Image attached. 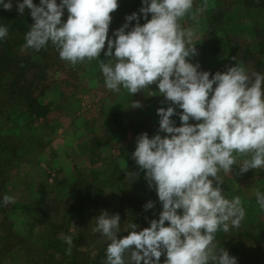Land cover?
<instances>
[{"label": "clouds", "instance_id": "9594fccd", "mask_svg": "<svg viewBox=\"0 0 264 264\" xmlns=\"http://www.w3.org/2000/svg\"><path fill=\"white\" fill-rule=\"evenodd\" d=\"M141 2L139 14L127 15L110 39L118 0H39V6L34 0H16L18 14L27 8L34 21L24 47L39 52L50 42L60 59L75 67L98 60L107 42L109 59L98 60L106 89L125 90L131 97L143 90L152 96L156 93L149 88L155 84L168 102L167 108L157 109L158 133L139 135L131 155L156 191L159 218L140 231L132 223L128 235L118 238L120 215L102 211L91 231L108 242L105 264H161L162 256L163 264H238L217 234L238 229L247 213L240 196L225 193L223 177L235 168L239 174L264 171V73L249 74L236 58L224 72L200 71L199 63L190 62L199 55L196 33L181 21L197 20L204 9L193 11L194 0ZM12 7L13 0H0V9ZM8 34L0 24V42ZM129 107L141 105L131 101ZM255 198L264 212V192L257 190ZM13 202L5 195L0 205ZM143 207L147 212L155 204L148 201ZM64 242L71 249L72 235H65Z\"/></svg>", "mask_w": 264, "mask_h": 264}, {"label": "rangeland", "instance_id": "374dc122", "mask_svg": "<svg viewBox=\"0 0 264 264\" xmlns=\"http://www.w3.org/2000/svg\"><path fill=\"white\" fill-rule=\"evenodd\" d=\"M126 1L134 0H118V7ZM246 1L194 0L193 11H204L197 20L185 17L181 24L196 33L199 55L190 62L199 63L200 71L224 72L235 66L236 58L249 74L259 72L254 68L259 57L253 52L264 43V0ZM34 3L39 6V1ZM117 10L111 13L110 39L123 26L116 19ZM4 13L25 21L29 28L34 24L29 9L18 14L16 0L11 10L0 9V24L8 21ZM67 16L65 9L62 20ZM9 34L0 42V53L11 46V50L28 55L26 47H18L20 36ZM215 35L218 41L223 40L217 54L211 46ZM104 51L107 42L98 57L107 62ZM36 55L34 95L50 111L45 119L32 115L0 91V201L5 195L14 198L13 203L0 205V264L93 263L108 244L91 231L92 221L102 211L120 215L121 232L132 223L137 231L143 230L150 226V220L159 218L155 201L136 199L139 167L131 155L139 135L147 133L151 138L158 133L157 109L167 108L168 102L158 94L155 84L149 88L156 93L152 96L143 90L131 97L125 90L114 93L106 89L102 75L82 72L83 68L94 67L93 60L73 67L60 59L50 42ZM261 62L260 73H264V59ZM85 82L93 85L86 87ZM4 83L0 80V88ZM78 93L81 101H73ZM120 100L129 105L138 102L141 107L125 106L113 121L111 113ZM62 109L71 116L83 112L97 120H68L63 124L59 121ZM172 119H178L176 126H181L178 116ZM129 173L136 178L128 177ZM223 179L228 197L240 196L247 214L240 227L225 234L219 244L238 264H264V212L255 198L257 190L264 192V171L239 174L235 168ZM148 201L155 208L146 212L143 206ZM69 234L73 238L71 249L64 242Z\"/></svg>", "mask_w": 264, "mask_h": 264}, {"label": "trees", "instance_id": "16d2710c", "mask_svg": "<svg viewBox=\"0 0 264 264\" xmlns=\"http://www.w3.org/2000/svg\"><path fill=\"white\" fill-rule=\"evenodd\" d=\"M39 1V0H35ZM127 2V1H126ZM245 2H247L245 0ZM126 5L118 7L116 12V19L122 24L126 22L125 17L132 13H138L139 9L142 7L141 0H134L125 3ZM263 7V6H262ZM264 8V7H263ZM7 22L4 23L8 27L9 35L15 36L18 38V47L25 45V34L29 30V26L23 20H15L14 16L6 15ZM149 19H151V14H149ZM135 21L132 22V25L135 26ZM140 23L143 24L145 21L141 18ZM3 24V23H2ZM223 40L218 41V36L215 35V39L211 40L212 51L217 54L219 52L220 47L222 46ZM7 50L6 53H0V80H4V85L0 88V91L8 95V97L12 100L13 103H18L21 107L31 112L32 115H35L37 118H45L48 115L47 107L39 104L36 99L34 92L37 89L36 80L37 76L34 79L32 75H36V53L37 51L26 48L28 50V55H21L17 50H11V46H5ZM256 57H259L255 64V69L261 72L260 67L263 66L264 59V43H261L255 47V51L253 52ZM33 62L35 63L33 65ZM37 69H41V67H37ZM215 74L216 72H211ZM182 111V110H179ZM178 120V119H177ZM176 120V122H177ZM180 122V121H179ZM190 123H195L191 121ZM224 188V185H223ZM136 199L138 200H153L157 203L158 214L162 211V207L158 200L156 191L154 189L149 188L148 182L145 179V172L138 169L137 171V180H136ZM225 193H227V189L224 188ZM159 216V215H158ZM128 235V232L122 231L118 238H123ZM225 233L217 234V241H221L224 239ZM105 250L103 248L98 253L96 260L93 263L89 264H105Z\"/></svg>", "mask_w": 264, "mask_h": 264}, {"label": "crops", "instance_id": "0c3cea01", "mask_svg": "<svg viewBox=\"0 0 264 264\" xmlns=\"http://www.w3.org/2000/svg\"><path fill=\"white\" fill-rule=\"evenodd\" d=\"M98 60H100V61H102V59L101 58H99ZM98 60H93V64H95L94 65V67L93 66H90V67H86V68H83V70H82V72L84 73V74H87V75H91V74H98V75H102L101 74V72H100V68H99V62H98ZM88 79L89 80H91L89 77H88ZM93 80V79H92ZM86 87L89 85L90 87H91V85H93V83L90 85V83H86L85 82V84H84ZM122 100V99H121ZM119 101V103H117V105L114 107L115 109V111L114 112H112L111 113V119L114 121V119H115V117L120 113V112H123L124 110H125V106H130L129 104H127V102L126 101ZM73 101H81V96L79 95V93L78 94H76L75 96H74V98H73ZM102 104V103H101ZM61 112L63 113V115H61L60 116V119H59V121L62 123L63 122V124L64 123H66V121H73L74 123H77V122H79V121H81V122H83V123H86L87 121H89V122H95L96 120H97V118H95V117H86V116H84L83 114H85V113H83V112H81V110H80V112L81 113H79V114H77L76 116H75V112H73V115L71 116V113L69 114V112H67L66 110H61ZM67 114L68 115H70L69 117L67 116ZM65 116H67V118H65ZM41 119H45V118H41ZM100 120V119H99Z\"/></svg>", "mask_w": 264, "mask_h": 264}]
</instances>
